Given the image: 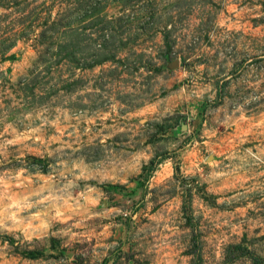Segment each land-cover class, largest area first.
<instances>
[{"label": "rangeland", "instance_id": "rangeland-1", "mask_svg": "<svg viewBox=\"0 0 264 264\" xmlns=\"http://www.w3.org/2000/svg\"><path fill=\"white\" fill-rule=\"evenodd\" d=\"M0 264H264V0H0Z\"/></svg>", "mask_w": 264, "mask_h": 264}, {"label": "trees", "instance_id": "trees-1", "mask_svg": "<svg viewBox=\"0 0 264 264\" xmlns=\"http://www.w3.org/2000/svg\"><path fill=\"white\" fill-rule=\"evenodd\" d=\"M147 169V168H146Z\"/></svg>", "mask_w": 264, "mask_h": 264}]
</instances>
